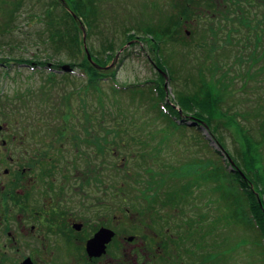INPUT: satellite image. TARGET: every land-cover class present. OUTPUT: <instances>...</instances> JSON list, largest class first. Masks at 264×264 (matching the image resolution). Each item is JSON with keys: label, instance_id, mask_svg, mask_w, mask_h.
<instances>
[{"label": "rangeland", "instance_id": "1", "mask_svg": "<svg viewBox=\"0 0 264 264\" xmlns=\"http://www.w3.org/2000/svg\"><path fill=\"white\" fill-rule=\"evenodd\" d=\"M4 1L0 0V101H3L5 105L0 106V128L9 123L11 129H31L35 126L37 118L49 112L46 111L42 102L41 106L33 105L37 96L46 98L50 95L52 111H54V95L57 91H62L64 86L59 83L56 91L50 92L49 90L47 94L45 89L40 92L39 89L46 83V77L35 75L29 68L20 70L17 67L18 60L30 64H50L54 68L72 66L73 68L70 69H74L77 73L80 72L79 69L83 72L84 70L72 65L67 56H63L62 53H59L61 56H54L53 44L48 41L47 36L45 37L46 26L41 20L45 8L42 3L45 4L49 0H41V3L35 0H24L23 6L17 11L14 23L9 26L10 29L13 27L11 30L5 27L9 15L5 14ZM60 1L66 4L64 0ZM94 2L96 4L95 27L88 28L84 24L83 30L81 28V38L84 31L85 46L90 56L92 54L99 56L101 60L107 59L104 56H108L107 63L104 64L102 61L103 66L98 65L97 67L104 76L109 77L106 81L104 79L98 90L87 92L89 100L82 102L83 106H80V98L71 102L75 113L69 122L72 128L67 129L70 136L66 137L67 135L57 131L58 126L61 123H67L68 120L61 122V119L54 116L52 126L54 144L64 146L66 160H71L75 154L71 142L80 141L83 134L84 138L85 134L97 137L95 145L91 143V146L80 147L79 150L80 152L87 151L88 156L96 159L95 161L99 164L98 169L97 166L91 167L93 163L89 161L84 162V168L81 166L79 172H86L85 175L92 178L99 172V176L106 181L103 183L105 187L110 185L117 187L115 199L118 212H150L149 214L155 212V217L160 214L164 215L165 212L201 213L203 223L214 229L208 233L207 238L206 236L202 238L207 244L203 249L204 254L209 253L207 264H264L263 248H260L263 245L259 240L260 234L257 229L248 228L249 222L241 221L239 217L236 218L233 215L231 209L228 208L226 198L222 196L224 192L217 193L213 190L218 189L219 183L222 182L220 181L221 174L217 176L215 172L214 179H211L208 172L206 173L207 170L200 174V171L196 169L194 174L191 170V175H185L180 179L174 177V173L186 165L194 167L198 163L204 164L211 159L218 161V158L223 170L229 169V163L233 162L231 169L238 171L235 162L242 165L241 156L243 154L241 152L242 149L245 150L243 137L236 128L238 125L250 135L256 142L255 144L262 148L264 158V74L261 76L254 72H238L234 69V67L238 69L237 66L228 65V56H214V58L207 56L208 44L205 43V36L193 34L198 25L192 20L197 14L195 16L194 13L184 10V7L179 5L180 0H94ZM198 19L202 20V14ZM160 23L164 26L160 29L165 34L164 36H167L169 32L172 34L161 40L165 42L161 44L163 52L161 56H156L152 49L155 43L151 42L141 29L154 27ZM135 27L139 30L138 34H135L137 31ZM4 29L6 32H3ZM104 48H109L111 52L105 53ZM235 60L234 56L230 60L231 64H235ZM159 61L163 66H167L168 72L162 71ZM3 63H6L9 68L2 67ZM159 72L165 74L162 80H159ZM65 74H69L68 71ZM70 76L73 77V75ZM83 79L86 78L74 76V79L65 84L68 97L75 91L71 88L76 89L79 84L85 86ZM156 81L161 82L166 92L165 98L168 105L178 111L182 121L187 124L193 117L183 113L177 103L176 93L183 92L193 95L195 82L202 84L204 88L211 81L213 85L218 86L224 82L226 93H224L223 111L226 112V117L213 120L210 127L206 125L203 129L174 131L169 128L167 121L159 116L149 94L135 97L130 93L136 89L150 92L155 87L152 82ZM113 88L117 94L112 92ZM20 98L22 102L19 101ZM65 101L66 99H63L61 104ZM100 105L103 108L101 110ZM80 107L81 110L85 109L89 112L88 126L91 124L95 127L94 129L90 127V131H85L80 127L84 119V114L76 111L80 110ZM59 110L60 108L57 109V113H60ZM121 110L123 112L119 113ZM53 114L57 115L56 112ZM116 116L123 118V121L118 123H123L125 126L120 125L122 127H119L111 123ZM229 117H235V122L233 123ZM178 123H180L179 119ZM113 131L124 137L114 136ZM19 136L20 134L18 138ZM137 138H140V142L135 140ZM88 139L91 140L90 137ZM218 139L226 148H222ZM141 141L145 145H141ZM210 143H212L213 150L208 147ZM146 149L152 155L144 154L147 159L146 163L141 155H133V151ZM94 150L95 154H93ZM58 155L59 160L63 161L62 154ZM2 158L3 160L0 158L1 171L5 167H10L2 163L7 161L6 154ZM111 165L115 166V173H111ZM89 166L90 168H87ZM53 169H60V167L54 166ZM187 170H190V167ZM224 173L228 175L226 170ZM154 174H156V180L160 179L156 183L158 187H162V178L169 180V183L163 185L162 188H157L164 189L166 198L161 192L160 199L152 202L149 196L146 194L141 196L139 193L145 190V183L151 180ZM241 174L245 179L242 171ZM61 181L64 183L65 178L62 177ZM250 182L251 189L258 197L257 186H254L252 181ZM169 186L176 188V192L177 189L182 190L184 186L189 188L185 189V194L182 193V198V195L173 194ZM121 188L124 189L123 192H120ZM226 188L225 191L228 190ZM189 194V197L186 196ZM169 197L171 204H169ZM47 198L48 196L45 199ZM102 201L108 204L110 200L103 199ZM91 204V202H86L85 207L89 208ZM207 214L208 222H206ZM206 234L203 233V236ZM203 256L198 253V262L195 264H201Z\"/></svg>", "mask_w": 264, "mask_h": 264}, {"label": "flooded vegetation", "instance_id": "2", "mask_svg": "<svg viewBox=\"0 0 264 264\" xmlns=\"http://www.w3.org/2000/svg\"><path fill=\"white\" fill-rule=\"evenodd\" d=\"M179 5L197 14L193 34L205 36L207 56H228V65L237 66L236 71L264 74V0H180ZM2 67L9 68L6 63ZM17 67L45 76L47 94L54 75L67 71L50 64L24 62ZM68 73L77 76L74 69ZM48 96L34 100L33 105L44 104L51 113L37 118L31 129H11L9 123L0 128V158L6 154L2 163L10 165L0 170V264L198 262L197 254L203 255L207 245L203 233L210 228L201 213L165 212L155 217V212H118L117 187H105L99 172L94 178L79 172L84 168L80 147L72 142L75 154L66 160L65 147L54 144L55 115ZM59 132L70 136L67 130ZM84 140L83 134L80 141ZM97 162L91 167L98 169ZM115 172L111 165V173ZM103 199L110 201L106 204ZM86 202L91 207L86 208Z\"/></svg>", "mask_w": 264, "mask_h": 264}, {"label": "trees", "instance_id": "3", "mask_svg": "<svg viewBox=\"0 0 264 264\" xmlns=\"http://www.w3.org/2000/svg\"><path fill=\"white\" fill-rule=\"evenodd\" d=\"M35 1L41 3V0H35ZM64 2L66 3L65 5L62 4L60 0H49V2L46 1L45 4L42 3L43 8L45 7L43 10L44 16L41 18V20L44 22L46 26L45 37L47 36L48 41H50L51 44H53L54 56H61L59 53L64 54L63 56H67L68 60L72 63V65L83 68L84 72L87 75V78L83 79L84 81L83 83L85 86H81L79 84V86H77L78 88L76 89L71 88L72 90L75 91L69 97L67 96L68 90L65 84H67L70 80L74 79V77H71L69 74H65L64 76L54 75V77L51 79L53 91L57 90L56 87L58 86L57 84L59 83H62L64 86L62 91H57L56 94L54 95L55 106L53 112H56L57 114L55 115V117L57 116L59 119H61L60 120L61 122L62 120L64 121L68 120L67 123L64 122L65 125L59 121V123L61 124L60 126H58V128L56 126L57 131L67 130L72 128L69 122H71V119H73L75 111L71 105V102L76 98H80L81 99L80 106H83L82 102H86L89 100L88 99L89 96L87 92H89L90 90H98V88H100L101 84L104 82V79L106 81V79H108L107 77H109V76H104L103 73L97 67L98 65L103 66L102 61L104 62V64H106L107 63L106 60H108V56H104L107 58L104 59L105 60L104 61L101 60L99 56H93L92 54L91 56L92 60H89L88 57L85 55V53H83L84 50H83V40L81 38L82 31H81L80 21H82L88 28H93V26L95 27L94 10L96 4L94 0H64ZM23 4H24V0L4 1L3 8H5V14L9 15L7 16V20L5 23L6 28H9V26H11L14 23L15 21L14 18L17 14V11L21 8V6H23ZM74 15H76V18ZM162 27L164 28V26H161L160 23V25L157 24L154 27L151 26L149 28L141 29L143 30L142 33L146 37L150 38L149 40H151V42L155 43V45H152V49H154L153 52H155L156 56H161V53L163 52L161 44H164L165 42L161 40L164 39L165 37L166 38L170 37L172 34L169 32L170 35L167 34V36H164L165 34H163L162 31H160ZM11 29L9 28L8 30ZM135 29L137 30L135 34H138L139 30L136 27ZM131 30L132 29L130 28V31ZM3 32H6V30L4 29ZM45 51L47 52L48 50ZM104 52L110 53L111 50L109 48H104ZM17 63L21 64L24 62L23 60H18ZM159 64L163 72L165 71L168 72L167 66L165 65L163 66L162 62L160 61ZM159 73H160L158 74L159 80H162L164 75L161 72ZM152 83L155 85V87L152 90H150L151 93L146 92L145 90L136 89L130 91L131 95H134L135 97H141V96H145V94H149L150 98L152 99L151 101H154L155 103L154 107L155 109H157L159 116L162 119L166 120L169 128L173 129L174 131L179 130L180 132H184L185 130L191 131V130H198L200 128V126L192 128L188 126L186 123H178L176 119L180 118L179 112L176 111L174 108H171L166 102V98H165L166 92L162 88L161 82L156 81ZM194 84H195V90L193 95L184 94L183 92L176 93L177 103L180 106V108L183 110V113L188 116L192 115L191 117H193L194 120H197L199 122L201 121L202 124H205V126L207 125L209 127L212 124L213 120L224 119L226 117V112L223 111V107H224L223 104L225 102L224 93H226V90H224L226 88L224 82H222L218 86L217 84L213 85V82L211 81L210 84L207 83L206 88H204L203 85L200 83L198 84L197 82H195ZM46 88L47 86L46 87L43 86L42 89L40 90L44 91ZM114 89L115 88H113L112 92L117 94V92ZM63 99H66V101L64 104H61L62 103L61 101ZM101 105L99 106L100 110L103 109ZM58 108H60L59 110L60 113H57ZM76 111H79L80 113L84 114V119L80 124L81 128L85 129V131L87 130L90 131V127L92 129L95 128L91 124L88 126L89 124L88 122H90V119L88 118L89 112L85 111V109L81 110V107L80 110H76ZM121 112H123V110L119 111V113ZM229 119L233 121V123L235 122V117H229ZM112 120L113 121H111V123H115V126H119V127L125 126V124L123 123H118L120 121H123V118L116 116ZM98 124L100 125L99 122ZM236 128L239 130L238 132L243 137V144L245 147V150L242 149L241 152L243 154L241 156L242 165L235 162L238 171L235 172L230 171L227 173L228 175L226 176L224 173L226 168L225 170H223V167L220 163V159L218 158V161H214V159H211L204 164L198 163L194 167L192 165H186L182 169H179L177 173H174V177L177 179L183 178L185 177V175H191V170L192 173L196 172V169H198V172L200 171V174H202L203 172H205V170H207L206 173L208 172V176L211 179H214L213 174H215V172H217V176L218 175L220 176L221 174L222 179L220 181L222 182L219 183L218 189L217 188L213 189L214 192L217 193L224 192L222 196L223 198L224 197L226 198V201L228 202V208L231 209L233 215L236 216V218L239 217L241 221L246 220L247 223L249 222L250 224L248 225V228L250 227L253 229H257V231L260 234L259 240L263 245L260 246V248H263L262 253L264 258V158L261 150L262 148L259 145L255 144L256 142L250 137V135L245 130H243V128H241L240 125H238ZM112 133H114L113 135L116 137L117 136L124 137L123 135H118V132L117 134L115 131H113ZM90 135L91 136H89V134H85V140L74 142V145L77 147H84L87 145L91 146V143L95 145L96 144L95 140L97 139V137L93 136L92 134ZM88 137H90L91 140H89ZM137 139L135 140L140 142V138ZM218 140L222 145V147L226 148L224 144L220 141V139ZM141 145H145L143 141H141ZM206 149L210 151L207 147ZM95 152L96 151L94 150L93 154H95ZM100 152L103 153V150L101 151L100 149ZM80 153L84 156V158H82L84 162L95 161L93 157L87 155V151L84 150L81 151ZM145 153L152 156L151 152L147 149L142 151H133V155L135 156L141 155L146 163L147 159H146V155H144ZM188 167H190V170H187ZM87 168H90V166ZM241 171L244 173V176L246 177L245 179L240 174ZM155 178H156V174H154V177L151 180H148V182H146L147 184L145 183L146 185L145 190L143 189V191L139 193L141 194V196L142 194L143 195L146 194L147 196H149L152 199V202L158 201L157 199H160L161 192L164 194V189H157V188H162L163 185L169 183V180L166 181V179L162 178L161 180L162 187L160 186L158 187L156 183L157 180L160 179L156 180ZM250 181L253 182L254 186H257L258 189L257 191L259 194L258 197L256 193L251 189ZM140 186L142 187V185ZM169 187L173 194L177 193L179 194V196H181L182 193L185 194V191L188 190L189 188L188 186H184L182 190L177 189L176 192L175 191L176 188H174L173 186H169ZM225 188L228 190L225 191L224 190ZM123 191L124 189L121 188L120 192ZM186 196L189 197L190 194ZM171 203L172 201L170 199L169 204ZM238 212H242V213H238ZM213 230H214L213 228H209V230L205 231L204 233H207L206 235H209L208 233H211ZM206 235H204V237ZM208 257H209V253L207 255H204L201 264L203 263L207 264Z\"/></svg>", "mask_w": 264, "mask_h": 264}, {"label": "water", "instance_id": "4", "mask_svg": "<svg viewBox=\"0 0 264 264\" xmlns=\"http://www.w3.org/2000/svg\"><path fill=\"white\" fill-rule=\"evenodd\" d=\"M86 53H87V55H88V59H89V60H92V59H91V56H90V54H89V52H88L87 49H86ZM64 69L67 70V71H71L70 67H68V66H65ZM198 124H200L202 127H204L203 124L201 123V121L199 122V121H196V120H191V122L188 123L189 126H196V125H198ZM232 163H233V162H232Z\"/></svg>", "mask_w": 264, "mask_h": 264}]
</instances>
